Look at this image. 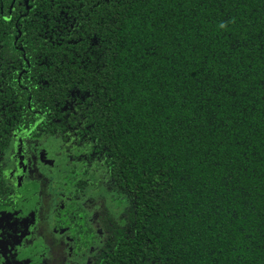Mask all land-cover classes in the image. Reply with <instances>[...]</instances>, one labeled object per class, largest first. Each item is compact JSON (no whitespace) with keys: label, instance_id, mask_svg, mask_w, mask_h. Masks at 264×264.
Returning a JSON list of instances; mask_svg holds the SVG:
<instances>
[{"label":"trees","instance_id":"obj_1","mask_svg":"<svg viewBox=\"0 0 264 264\" xmlns=\"http://www.w3.org/2000/svg\"><path fill=\"white\" fill-rule=\"evenodd\" d=\"M13 143L21 264H264V0H0Z\"/></svg>","mask_w":264,"mask_h":264},{"label":"rangeland","instance_id":"obj_2","mask_svg":"<svg viewBox=\"0 0 264 264\" xmlns=\"http://www.w3.org/2000/svg\"><path fill=\"white\" fill-rule=\"evenodd\" d=\"M16 150L15 144L13 143L11 148H9L4 155V169L7 175H9L11 183H14L19 175L18 164L14 160ZM30 187L29 183L27 185L25 184L24 190L28 191ZM79 201L86 209L87 214H89L90 211V215L88 216L89 219L97 212L95 204L101 203L96 192H92L89 189L84 190V194ZM101 204L103 207L104 202ZM31 212V206L26 205L18 216H9L8 214L3 213L0 214V264H21L19 262L22 260L21 256L27 255L25 252L24 238L27 228L29 227L28 224ZM2 224H4L3 229L1 227ZM91 226L95 230L97 237L94 243L90 245L85 252L83 262H87V259L91 253H93L94 249L98 248L102 243V229L100 225L92 222ZM3 251L6 253H3ZM74 264L82 263L80 260L76 259Z\"/></svg>","mask_w":264,"mask_h":264},{"label":"flooded vegetation","instance_id":"obj_3","mask_svg":"<svg viewBox=\"0 0 264 264\" xmlns=\"http://www.w3.org/2000/svg\"><path fill=\"white\" fill-rule=\"evenodd\" d=\"M16 154H15V158H14V160H15V162H17V164H18V167H19V175H18V177H17V179H16V181L14 182V183H11L10 182V177H9V175H7V173L5 172V169H4V179H5V181H6V183L7 184H9L10 186H22V189H23V197L21 198V199H19L18 201H17V204H19L20 202H22L23 201V203H22V205L21 206H19V207H17V210H16V212L14 213V215L13 216H18V215H20V212H21V210H23V208L26 206V205H29V206H31V208H32V212H31V214L33 213V211H34V207H33V204H32V194L30 193V191L28 190V191H25L24 190V187H25V184L27 185L28 183H29V181H28V179H27V177L25 176V173H24V171H23V164L21 163V161H19V148L16 150ZM5 155V154H4ZM3 164H5V159L3 160ZM21 166H22V168H21ZM24 180H26V181H24ZM25 200H26V202H25ZM7 211L6 210H0V214L1 213H3V214H7L6 213ZM31 214H30V216H31ZM9 215V214H8ZM9 216H12V215H9ZM30 220V219H29ZM30 222V221H29ZM29 225V224H28ZM1 227H2V229H3V227H4V224H2L1 225Z\"/></svg>","mask_w":264,"mask_h":264}]
</instances>
